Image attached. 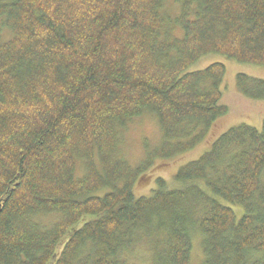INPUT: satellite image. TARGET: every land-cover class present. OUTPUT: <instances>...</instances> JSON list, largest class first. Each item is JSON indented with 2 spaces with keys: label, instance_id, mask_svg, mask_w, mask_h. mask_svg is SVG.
<instances>
[{
  "label": "trees",
  "instance_id": "trees-1",
  "mask_svg": "<svg viewBox=\"0 0 264 264\" xmlns=\"http://www.w3.org/2000/svg\"><path fill=\"white\" fill-rule=\"evenodd\" d=\"M0 20V264H130L141 242L149 264H192L194 238L199 264H264V121L134 194L228 113L224 66L194 64L264 67V0H0ZM235 84L264 101V80ZM144 113L161 143L132 167L118 139Z\"/></svg>",
  "mask_w": 264,
  "mask_h": 264
},
{
  "label": "rangeland",
  "instance_id": "rangeland-1",
  "mask_svg": "<svg viewBox=\"0 0 264 264\" xmlns=\"http://www.w3.org/2000/svg\"><path fill=\"white\" fill-rule=\"evenodd\" d=\"M177 11V5L168 2L164 4L161 12L165 19H172L177 14ZM8 38L9 34L2 30L0 41H5ZM215 63L221 64L225 68V75L221 85L222 97L220 105L227 107L228 113L220 117L211 126L204 140L194 150L168 160L154 159L140 182L135 185L134 194L136 196L147 194L152 187L153 180L157 177L164 180L166 187L169 189L178 187L174 182V176L178 169L198 159L203 152L211 147L213 141L229 128L239 124H245L258 130L261 128L264 121V101H250L242 98L236 90L235 77L242 74L254 79L264 80V67L239 64L219 55H208L194 64L190 71L202 70ZM160 143L161 133L155 117L150 113H144L140 117L128 121L124 129L120 131L117 155L134 167L145 160L147 154ZM55 219L56 216L53 215L44 216L40 217L38 222L43 226H48ZM130 255V264H149L150 247L147 243L141 242L137 244L136 249ZM201 259L202 253L199 240L194 238L192 264H199Z\"/></svg>",
  "mask_w": 264,
  "mask_h": 264
},
{
  "label": "bare ground",
  "instance_id": "bare-ground-1",
  "mask_svg": "<svg viewBox=\"0 0 264 264\" xmlns=\"http://www.w3.org/2000/svg\"><path fill=\"white\" fill-rule=\"evenodd\" d=\"M181 139V138H180Z\"/></svg>",
  "mask_w": 264,
  "mask_h": 264
}]
</instances>
